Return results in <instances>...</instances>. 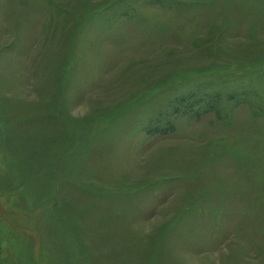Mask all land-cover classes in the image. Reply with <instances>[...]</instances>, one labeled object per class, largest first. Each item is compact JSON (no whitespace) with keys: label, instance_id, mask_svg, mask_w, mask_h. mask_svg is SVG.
Here are the masks:
<instances>
[{"label":"rangeland","instance_id":"1","mask_svg":"<svg viewBox=\"0 0 264 264\" xmlns=\"http://www.w3.org/2000/svg\"><path fill=\"white\" fill-rule=\"evenodd\" d=\"M0 264H264V0H0Z\"/></svg>","mask_w":264,"mask_h":264}]
</instances>
